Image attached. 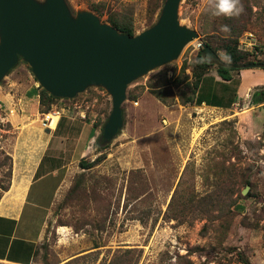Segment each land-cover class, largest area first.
I'll list each match as a JSON object with an SVG mask.
<instances>
[{
    "label": "rangeland",
    "instance_id": "rangeland-1",
    "mask_svg": "<svg viewBox=\"0 0 264 264\" xmlns=\"http://www.w3.org/2000/svg\"><path fill=\"white\" fill-rule=\"evenodd\" d=\"M67 2L74 15L79 11L99 12L97 15L108 24L111 13L131 16L138 35L157 22L166 0ZM214 3L182 0L181 25L196 30L203 42L209 39L215 46L229 34L243 31L240 50L251 52L255 63L263 62L264 0H241L251 10L243 6L244 11L233 17L214 15ZM195 42L178 60L128 87L122 106L124 126L108 143L103 131L113 104L104 88L90 87L76 98L61 99L53 106L48 113L62 112L59 131L65 134V153L54 162L58 169L65 166L63 171L70 178L54 200L53 183L43 194L37 195L40 186L34 187L30 201L43 206L37 213L30 205L20 220L5 221L1 254L31 260V264H125L122 258H130L129 264H166L187 255L194 264H239L241 252L251 264H264V104L251 108L253 95L264 91V83L248 86L245 100L232 106L242 99V81L257 79L264 68L234 72L235 80L227 82L214 65L200 83L199 98L224 108L184 106L178 99V89L184 84L176 88L174 83L179 77L194 81L190 64L198 55ZM219 55L225 62V53L220 51ZM184 64L189 67L183 75ZM19 65L24 74L37 80L28 63L21 60ZM149 82L154 87H149ZM160 83L167 84L165 90H171L175 104L166 105L156 96ZM57 123L54 128L49 125L50 129L54 130ZM12 128L0 118V201L12 181L9 147L15 134L7 133ZM91 130L97 132L93 139ZM102 155L105 158L92 169L80 167L83 158L91 162ZM223 166L224 172L238 171L239 179L251 178L256 189L250 187L244 196L242 191L248 185L237 186L236 205L224 196L223 206L231 205L229 211L211 220L198 215L195 206L204 203L203 196L215 192L213 174ZM177 191L176 201L170 205ZM189 197L197 198L191 208L179 207L180 200ZM43 221L44 234L33 260Z\"/></svg>",
    "mask_w": 264,
    "mask_h": 264
},
{
    "label": "water",
    "instance_id": "water-1",
    "mask_svg": "<svg viewBox=\"0 0 264 264\" xmlns=\"http://www.w3.org/2000/svg\"><path fill=\"white\" fill-rule=\"evenodd\" d=\"M181 3L166 0L157 22L131 37L91 11L74 15L67 0H0V85L23 60L39 86L56 98L74 99L90 87L104 88L113 104L103 131L108 143L124 126L128 87L201 40L196 30L181 25ZM200 55L212 65L226 66L206 43ZM248 67L261 69L264 63Z\"/></svg>",
    "mask_w": 264,
    "mask_h": 264
},
{
    "label": "crops",
    "instance_id": "crops-1",
    "mask_svg": "<svg viewBox=\"0 0 264 264\" xmlns=\"http://www.w3.org/2000/svg\"><path fill=\"white\" fill-rule=\"evenodd\" d=\"M23 71L24 68H21L18 64L0 85V118L6 120L13 127L7 133L11 132L15 134V138L9 147V155L13 160L12 181L9 191L6 193L4 199L0 201V237L6 226L5 221L20 220L28 206L31 205L35 208V212L39 213L37 210L39 208L41 210L42 203L38 202L40 206L38 207L30 201L34 187L40 186L36 194H43L48 185L53 183L55 186L53 193L54 200L56 195L60 193L63 185L70 178L67 171H63L66 167L62 166L61 169H58V166L54 162L65 153L62 148L65 144L62 140L65 134L57 130V126L62 118V112H59L60 118L54 130L43 125L42 122L46 113L41 111L39 83L37 80L32 79L30 75L24 74ZM233 79L235 80V76ZM249 80L251 82L248 80L242 81L239 87L242 99L233 103L232 106L238 105L245 100V93L250 90L248 86L263 84L264 74H259L255 80ZM202 105L208 106L206 103ZM260 106L252 103L251 108L255 109V107ZM208 107L224 108L220 106ZM232 118L236 119L237 115H232ZM256 126L255 124L253 127L257 128ZM90 133H93L91 138H95L97 132L91 130ZM52 204H50L49 210L52 209ZM33 211L30 210V212ZM45 212L47 213V211ZM44 227L45 221L41 223V229L37 234L36 247L42 240ZM0 262L6 264H31V260L23 261L17 259L16 256L11 257L10 255L7 256V254L3 255L1 253Z\"/></svg>",
    "mask_w": 264,
    "mask_h": 264
},
{
    "label": "trees",
    "instance_id": "trees-1",
    "mask_svg": "<svg viewBox=\"0 0 264 264\" xmlns=\"http://www.w3.org/2000/svg\"><path fill=\"white\" fill-rule=\"evenodd\" d=\"M246 9L251 10V8L247 7L246 4H242ZM98 8L95 9L94 12H97ZM99 14L100 13H96ZM235 16V15H233ZM232 16V17H233ZM108 22L116 28L120 33L129 35L131 37L136 35L135 32V27H134V20L131 16L125 15L123 13H117V14H109L108 16ZM243 34V31L241 32H234L233 34H229L226 38L223 39L222 43H220L219 46H215L213 41H210L209 39H205L204 43L209 45L216 54L219 55L220 51H223L225 53V56L227 55L230 57L229 59H226L225 63L226 66L221 67L217 66V73L222 80L230 82L234 78V72H239L243 70H248L250 69L248 67L249 64L255 63L254 60H251V56L253 55L251 52L247 51H242L240 50V38ZM220 56V55H219ZM221 58V56H220ZM222 59V58H221ZM259 63H264L259 62ZM214 65L210 64L207 60H204L202 56L200 55V52H198V55L196 57V60L194 63L190 64V68L192 70V77L194 78L193 82H188V79L186 77V80H183L182 78H178L176 80L175 87L179 88L182 84H184L180 89H178V99L179 102L186 106L188 104L194 105H202L203 103H206L208 106H217L212 104L211 102H207L204 99L199 98V89H200V83L204 76L211 70V68ZM231 66V67H230ZM189 66L187 64L183 65V68H181V74L183 75L186 73V70ZM167 84L160 83L158 87V90H156V96L166 105H173L176 103V97L172 94L171 90H165ZM149 87H154L150 84L149 82ZM39 95H40V106H41V111L43 113H48L52 110L53 106H55L61 98H56L49 94L45 89L40 87L39 90ZM130 97V96H129ZM135 96L131 95V99H134ZM252 103L254 105H262L264 104V91L261 92H256L253 95L252 98ZM63 123V118H61L57 130L60 129L61 125ZM10 159V157L8 156ZM105 156H99L97 159L94 161L88 162L86 159H82L80 161V167L83 170H89L95 167L102 159H104ZM12 159V158H11ZM222 169V170H221ZM220 170H217L216 173L213 175V186L215 187V192L213 191L212 193H208L205 196L202 197V200L204 201L203 204H198L195 206L196 212L198 215L208 217L211 220H216L218 218H221L225 211H229L230 206L226 204V207L223 206V197L226 196L230 201H232V205L235 206L237 203V198H234L235 193H236V188L237 186L241 185H248L251 187V189L254 190L256 189V186H254V183L252 182V179L249 178L248 176H245L243 178L238 177V171L233 172L230 174L229 172H224V166ZM12 177V165H11V173ZM210 181L209 178H207ZM79 184H77L76 188L78 187ZM10 188L7 186L4 188V191H8ZM75 188V189H76ZM74 189V190H75ZM73 190V191H74ZM178 195V191L174 194L172 202L170 205L174 204L176 201ZM2 195H0L1 199ZM250 197V195H248ZM225 198V197H224ZM197 198L194 197H189L185 199L180 200V206L179 207H185L186 210H189L191 206L195 203V200ZM200 202V200H199ZM198 202V203H199ZM214 212L218 213V216H214ZM182 213L184 214L185 212L182 210ZM221 214V215H220ZM179 216H174V219L178 218ZM38 246L35 250V254L33 256L34 258L38 255ZM123 263L129 264L130 258L129 259H124L122 258ZM237 261L239 264H251L249 259L244 253H239ZM111 264H119V262H112ZM166 264H194V262L190 259V256H179L176 262H167Z\"/></svg>",
    "mask_w": 264,
    "mask_h": 264
},
{
    "label": "clouds",
    "instance_id": "clouds-1",
    "mask_svg": "<svg viewBox=\"0 0 264 264\" xmlns=\"http://www.w3.org/2000/svg\"><path fill=\"white\" fill-rule=\"evenodd\" d=\"M244 11L241 0H215L214 3V15L227 14L229 16L232 15H240ZM224 30L227 31L228 28L225 25ZM225 59H229L227 55L224 57Z\"/></svg>",
    "mask_w": 264,
    "mask_h": 264
},
{
    "label": "built area",
    "instance_id": "built-area-1",
    "mask_svg": "<svg viewBox=\"0 0 264 264\" xmlns=\"http://www.w3.org/2000/svg\"><path fill=\"white\" fill-rule=\"evenodd\" d=\"M203 45H204V42L202 40H197L195 43H194V47H195V50L197 52H200L202 49H203ZM56 114L59 115V118H60V113L57 112ZM46 116V115H45ZM48 116L45 117L44 121L42 122L44 126H47L48 125Z\"/></svg>",
    "mask_w": 264,
    "mask_h": 264
},
{
    "label": "bare ground",
    "instance_id": "bare-ground-1",
    "mask_svg": "<svg viewBox=\"0 0 264 264\" xmlns=\"http://www.w3.org/2000/svg\"><path fill=\"white\" fill-rule=\"evenodd\" d=\"M47 116H48V121H49L47 127H49V125H50L51 128H54L57 121H59L58 120V114L51 112V113H47V115L45 117H47Z\"/></svg>",
    "mask_w": 264,
    "mask_h": 264
}]
</instances>
